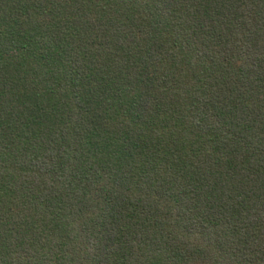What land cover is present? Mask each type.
Wrapping results in <instances>:
<instances>
[{
	"label": "trees",
	"instance_id": "16d2710c",
	"mask_svg": "<svg viewBox=\"0 0 264 264\" xmlns=\"http://www.w3.org/2000/svg\"><path fill=\"white\" fill-rule=\"evenodd\" d=\"M0 264H264V0H0Z\"/></svg>",
	"mask_w": 264,
	"mask_h": 264
}]
</instances>
